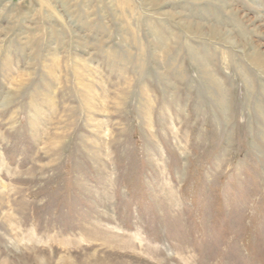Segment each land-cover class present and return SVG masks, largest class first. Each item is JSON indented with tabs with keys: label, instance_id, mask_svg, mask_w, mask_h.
Returning a JSON list of instances; mask_svg holds the SVG:
<instances>
[{
	"label": "rangeland",
	"instance_id": "374dc122",
	"mask_svg": "<svg viewBox=\"0 0 264 264\" xmlns=\"http://www.w3.org/2000/svg\"><path fill=\"white\" fill-rule=\"evenodd\" d=\"M0 264H264V0H0Z\"/></svg>",
	"mask_w": 264,
	"mask_h": 264
}]
</instances>
